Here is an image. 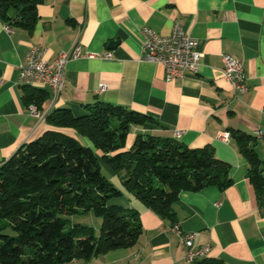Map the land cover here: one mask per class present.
I'll use <instances>...</instances> for the list:
<instances>
[{
  "label": "crops",
  "instance_id": "obj_1",
  "mask_svg": "<svg viewBox=\"0 0 264 264\" xmlns=\"http://www.w3.org/2000/svg\"><path fill=\"white\" fill-rule=\"evenodd\" d=\"M38 15L32 30L9 25L0 16V166L50 129L46 119L31 115L26 98L28 92L43 91L40 109L48 115L70 109L81 116L96 102L150 115L154 124L133 126L128 146L136 133L146 132L195 149L212 147L229 164L233 180L225 190L209 186L182 191L172 220L127 191L125 172L104 166L106 177L123 192L114 203L137 210L143 232L132 247L64 264H188L174 226L195 233L196 246H210L195 264L206 259L264 264V195L251 182L250 163L233 135L240 131L256 136L264 129V0H46ZM176 23L198 39L202 58L198 72L168 81L164 66L147 60L142 30L168 36ZM112 41L118 43L111 46ZM34 43L47 49L50 61L62 52L71 54L78 45L96 55L67 63L66 84L53 108L47 86L19 83L20 67ZM108 53L111 58L104 59ZM225 54L244 62L248 92L237 93L225 79ZM101 85L106 90L100 91ZM224 133L230 134L228 142L220 138ZM250 145L264 177V140ZM87 216L90 222L83 223L97 233L100 218L94 219L92 212Z\"/></svg>",
  "mask_w": 264,
  "mask_h": 264
},
{
  "label": "trees",
  "instance_id": "obj_2",
  "mask_svg": "<svg viewBox=\"0 0 264 264\" xmlns=\"http://www.w3.org/2000/svg\"><path fill=\"white\" fill-rule=\"evenodd\" d=\"M45 1L0 0V16L32 30ZM45 94L28 92L26 98L41 108ZM46 120L50 129L0 166V264L89 261L134 246L143 232L140 214L112 202L123 192L106 177L104 166L125 172L127 191L172 220L182 191L225 190L233 184L229 164L212 147L195 149L146 132L136 133L128 146L133 126L154 124L150 115L96 102L81 116L56 109ZM233 135L250 163L251 182L264 195L260 160L250 145L256 136ZM90 212L102 218L99 236L93 227L66 218ZM198 264L224 263L206 259Z\"/></svg>",
  "mask_w": 264,
  "mask_h": 264
},
{
  "label": "built area",
  "instance_id": "obj_3",
  "mask_svg": "<svg viewBox=\"0 0 264 264\" xmlns=\"http://www.w3.org/2000/svg\"><path fill=\"white\" fill-rule=\"evenodd\" d=\"M8 30L11 29L8 27ZM144 37L143 50L146 52L147 60L164 66L168 81L181 80L187 72L199 71L202 54L199 51V41L193 37L181 23H176L168 36L161 35L151 28L142 30ZM95 58L96 55L84 52L78 45L73 52H62L57 59L50 61L47 58V49L38 43L32 44L27 62L20 67L19 83L23 86L34 85L52 86V94H56L59 100L65 84V73L67 63L71 59ZM104 59H110L108 53ZM225 79L230 82L237 93L248 92L249 85L244 70V62L231 55H223ZM106 85H101L99 90H106ZM31 115L46 119L47 113L34 103L30 104ZM264 140V129H258ZM181 136V133H177ZM224 142L230 139L229 133L220 136ZM172 231L176 233L186 248V261L195 264L198 259L204 258L210 252V246H196L195 233H180L174 226Z\"/></svg>",
  "mask_w": 264,
  "mask_h": 264
},
{
  "label": "rangeland",
  "instance_id": "obj_4",
  "mask_svg": "<svg viewBox=\"0 0 264 264\" xmlns=\"http://www.w3.org/2000/svg\"><path fill=\"white\" fill-rule=\"evenodd\" d=\"M133 135V134H132ZM113 183V182H112ZM114 185H115V183H113ZM117 188H118V186L117 185H115ZM118 198V197H117ZM116 198H114L113 200H115ZM112 200V201H113ZM114 202V201H113ZM88 215V213H85V214H82V215H76V216H71L70 218L69 217H66L67 218V220L69 221V223L70 224H76V223H74V221L75 222H79V224H82V225H85V224H87V222H90V219H89V217L87 216ZM95 215V214H94ZM94 217V219H97V217L98 216H93ZM100 218V217H99ZM100 220H101V226H102V218H100ZM81 222V223H80ZM85 224H84V223ZM86 226V225H85ZM89 227H93L94 228V226L93 225H90ZM100 229H101V227H100ZM100 229L97 231V235L99 236L100 235Z\"/></svg>",
  "mask_w": 264,
  "mask_h": 264
},
{
  "label": "bare ground",
  "instance_id": "obj_5",
  "mask_svg": "<svg viewBox=\"0 0 264 264\" xmlns=\"http://www.w3.org/2000/svg\"><path fill=\"white\" fill-rule=\"evenodd\" d=\"M194 73L198 72V71H193ZM50 90H51V95H52V103H51V107L53 108L54 106V103L56 102L57 100V96L56 94H52V86H47ZM50 107V108H51ZM51 108V109H52ZM43 113H47V116H48V111L47 112H43ZM256 138L259 139V140H262V137H261V132L258 131L257 134H256ZM180 233H184L179 227H176Z\"/></svg>",
  "mask_w": 264,
  "mask_h": 264
},
{
  "label": "water",
  "instance_id": "obj_6",
  "mask_svg": "<svg viewBox=\"0 0 264 264\" xmlns=\"http://www.w3.org/2000/svg\"><path fill=\"white\" fill-rule=\"evenodd\" d=\"M118 43V41H112L111 46H115Z\"/></svg>",
  "mask_w": 264,
  "mask_h": 264
}]
</instances>
